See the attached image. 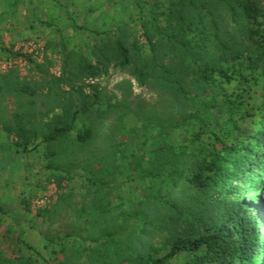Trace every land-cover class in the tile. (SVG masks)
<instances>
[{
    "label": "trees",
    "instance_id": "obj_1",
    "mask_svg": "<svg viewBox=\"0 0 264 264\" xmlns=\"http://www.w3.org/2000/svg\"><path fill=\"white\" fill-rule=\"evenodd\" d=\"M137 8L145 40L140 47L147 50L130 45L123 25L111 24L90 73L99 74L97 65L113 59L132 63L137 80L153 77L155 91L173 93L177 105L168 114V106L145 114L141 147L121 155L125 173L104 167L98 178L86 180L95 189L96 219L106 216L102 189L116 174H125L129 184L140 180L144 190L117 204L116 212L130 211L127 224L114 219L108 229L96 220L97 228H87L70 255L45 259L36 251L37 258L13 264H264V93L243 106L240 89L227 90L236 80L247 84L256 63H264V0H144ZM10 55L39 67L32 53ZM52 99L61 113L41 133L27 126L30 106L13 114L14 126L4 122L14 147L27 152L43 143L49 154V143L74 146L92 139V129L76 123L74 104ZM183 130L186 142L178 143L173 133Z\"/></svg>",
    "mask_w": 264,
    "mask_h": 264
},
{
    "label": "rangeland",
    "instance_id": "obj_2",
    "mask_svg": "<svg viewBox=\"0 0 264 264\" xmlns=\"http://www.w3.org/2000/svg\"><path fill=\"white\" fill-rule=\"evenodd\" d=\"M138 1L144 0H0V110L6 109L5 114L0 113L1 264L32 260L37 258L36 251L45 259L56 253L62 259L86 236L87 228H97L96 220L108 229L116 224L114 219L117 224H127L130 211L116 212V206L140 195L142 182L129 184L124 181L125 174H116L113 184L102 189L105 200L100 205L107 210L106 216L96 219L99 212L93 214L92 203L95 189L86 178H98V170L104 167L122 170L121 155L141 147L145 114L167 106L168 114L177 104L173 93L155 91L153 77L145 83L137 80L132 63L122 65L113 59L108 65H97L99 74H91L89 65H96L95 54L105 37L102 32L111 24L125 27L130 45L144 44ZM140 49L147 50L144 46ZM11 50L32 53L39 67L22 56H11ZM135 51L131 49V58L138 65ZM3 63L9 66L2 68ZM254 70L247 84L236 80L227 86L228 91L240 89L243 106L248 100H260L264 93V63H256ZM43 83L46 85L40 90ZM23 85L26 90H21ZM51 97L74 104L79 111L76 123L89 126L92 139L74 146L67 140L49 143L53 150L49 154L43 143L27 152L14 147L15 137L5 132L4 122L14 126L13 114L23 113L30 106L33 117L27 126L39 133L47 130L61 113ZM184 133H173L178 143L186 142ZM88 216L92 218L85 225L83 218Z\"/></svg>",
    "mask_w": 264,
    "mask_h": 264
},
{
    "label": "built area",
    "instance_id": "obj_3",
    "mask_svg": "<svg viewBox=\"0 0 264 264\" xmlns=\"http://www.w3.org/2000/svg\"><path fill=\"white\" fill-rule=\"evenodd\" d=\"M8 66H9L8 63H3L1 67H2V68H7Z\"/></svg>",
    "mask_w": 264,
    "mask_h": 264
},
{
    "label": "crops",
    "instance_id": "obj_4",
    "mask_svg": "<svg viewBox=\"0 0 264 264\" xmlns=\"http://www.w3.org/2000/svg\"><path fill=\"white\" fill-rule=\"evenodd\" d=\"M4 31V30H3ZM1 147V146H0Z\"/></svg>",
    "mask_w": 264,
    "mask_h": 264
}]
</instances>
